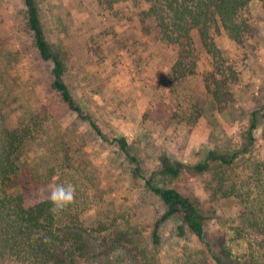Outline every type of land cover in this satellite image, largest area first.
I'll return each instance as SVG.
<instances>
[{"label":"rangeland","instance_id":"rangeland-1","mask_svg":"<svg viewBox=\"0 0 264 264\" xmlns=\"http://www.w3.org/2000/svg\"><path fill=\"white\" fill-rule=\"evenodd\" d=\"M37 1L64 80L105 138L52 90V63L34 46L23 0H0V129L36 121L30 165L53 184L75 186L74 202L58 214L93 236L95 256L80 263L216 264L180 217L156 229L167 208L146 178L196 203L215 251L264 264V1L242 11L241 42L213 28L216 59L197 34L191 49L168 39L152 12L159 0Z\"/></svg>","mask_w":264,"mask_h":264},{"label":"trees","instance_id":"trees-1","mask_svg":"<svg viewBox=\"0 0 264 264\" xmlns=\"http://www.w3.org/2000/svg\"><path fill=\"white\" fill-rule=\"evenodd\" d=\"M255 1L264 0H159V6L152 12L170 41L191 49L193 34H197L208 53L216 59L220 51L212 36L213 28L220 25L235 42H241L248 25L240 21V15ZM23 3L26 28L32 35L34 46L44 62L52 63V90L70 111L88 122L96 135L105 138L97 123L76 102L64 80L65 62L47 39L38 1L23 0ZM194 72V69L190 70V74ZM186 74V69L178 70L174 74L175 79ZM35 128L36 121L33 123L31 120L14 129H0V257L13 258L22 264H81V261L95 256L93 236L83 226H64L59 214L50 211L49 194L53 179L29 163L36 140ZM256 129V120L253 119L249 129L251 141ZM120 147L133 162L134 175L143 177L138 158L129 154L124 141H120ZM217 158L224 164L233 162V159ZM197 169L205 172L209 166L202 165ZM164 172L178 176L180 171L168 166ZM145 186L167 208L156 223V229L162 222L180 217L182 223L208 248L216 264H237L227 247L219 253L207 241L204 218L194 201L175 188L155 185L151 179L145 178ZM154 240H159L157 230ZM244 264H259V261L253 258Z\"/></svg>","mask_w":264,"mask_h":264},{"label":"clouds","instance_id":"clouds-1","mask_svg":"<svg viewBox=\"0 0 264 264\" xmlns=\"http://www.w3.org/2000/svg\"><path fill=\"white\" fill-rule=\"evenodd\" d=\"M50 187L49 201L52 213H59L74 202L76 189L73 184L55 183Z\"/></svg>","mask_w":264,"mask_h":264}]
</instances>
